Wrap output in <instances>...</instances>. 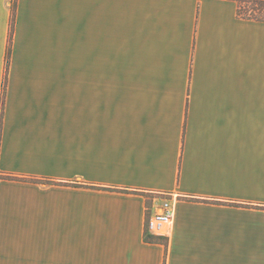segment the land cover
<instances>
[{"label":"crops","instance_id":"1","mask_svg":"<svg viewBox=\"0 0 264 264\" xmlns=\"http://www.w3.org/2000/svg\"><path fill=\"white\" fill-rule=\"evenodd\" d=\"M237 8L0 0V264H264V21Z\"/></svg>","mask_w":264,"mask_h":264},{"label":"trees","instance_id":"2","mask_svg":"<svg viewBox=\"0 0 264 264\" xmlns=\"http://www.w3.org/2000/svg\"><path fill=\"white\" fill-rule=\"evenodd\" d=\"M238 4V14L243 18L254 19L258 21H264V0H237ZM13 8H15V2H13ZM11 29L9 33V44H8V51H7V60L10 58L11 52V43H12V32L14 27V9H13V17L11 19ZM2 114V109H1ZM1 121V120H0ZM1 178H9V179H18L20 177L14 176L12 174L0 173ZM27 180L39 183H60L58 181L48 179V178H28ZM67 184H78L76 182H67ZM125 190V189H124ZM126 191V190H125ZM145 239L147 241H154V242H165L162 237L153 236L150 234L145 235Z\"/></svg>","mask_w":264,"mask_h":264},{"label":"built area","instance_id":"3","mask_svg":"<svg viewBox=\"0 0 264 264\" xmlns=\"http://www.w3.org/2000/svg\"><path fill=\"white\" fill-rule=\"evenodd\" d=\"M174 214L171 198H164L156 210L148 214L146 221L147 233L158 237H168L171 232Z\"/></svg>","mask_w":264,"mask_h":264}]
</instances>
